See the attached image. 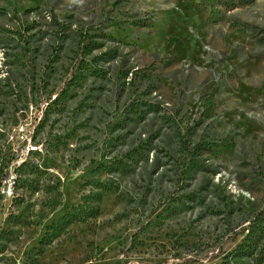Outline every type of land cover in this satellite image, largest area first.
Returning <instances> with one entry per match:
<instances>
[{"label": "rangeland", "instance_id": "374dc122", "mask_svg": "<svg viewBox=\"0 0 264 264\" xmlns=\"http://www.w3.org/2000/svg\"><path fill=\"white\" fill-rule=\"evenodd\" d=\"M7 170L0 264H218L264 224V0H0Z\"/></svg>", "mask_w": 264, "mask_h": 264}, {"label": "trees", "instance_id": "16d2710c", "mask_svg": "<svg viewBox=\"0 0 264 264\" xmlns=\"http://www.w3.org/2000/svg\"><path fill=\"white\" fill-rule=\"evenodd\" d=\"M241 1L245 0H239V2ZM15 186L16 183L14 188ZM262 207L264 209V199ZM96 213V207H90L86 215L91 216ZM75 216L72 212H64L55 221L53 227L57 226V228H60L69 224L76 218ZM238 234H240V237L235 246L223 253L218 264H259V257L261 254L264 255V224H260L257 219L252 218L241 228Z\"/></svg>", "mask_w": 264, "mask_h": 264}, {"label": "built area", "instance_id": "2783aa9c", "mask_svg": "<svg viewBox=\"0 0 264 264\" xmlns=\"http://www.w3.org/2000/svg\"><path fill=\"white\" fill-rule=\"evenodd\" d=\"M30 148H34V145H29ZM14 174L11 170L4 172L2 178L0 179V195L2 197H10L14 194Z\"/></svg>", "mask_w": 264, "mask_h": 264}]
</instances>
